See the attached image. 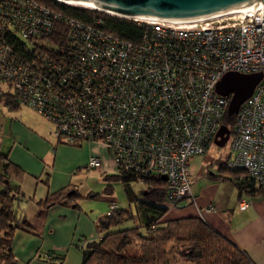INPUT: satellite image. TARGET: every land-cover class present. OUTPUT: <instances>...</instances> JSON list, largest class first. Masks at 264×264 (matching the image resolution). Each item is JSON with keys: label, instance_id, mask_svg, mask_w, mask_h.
Wrapping results in <instances>:
<instances>
[{"label": "built area", "instance_id": "obj_1", "mask_svg": "<svg viewBox=\"0 0 264 264\" xmlns=\"http://www.w3.org/2000/svg\"><path fill=\"white\" fill-rule=\"evenodd\" d=\"M263 10L261 2L188 19L126 17L142 25L130 41L107 32L102 16L82 22L37 0H0V90L51 124L56 140L107 148L116 174L165 176L167 205L179 209L194 201L191 158L223 125L231 96L217 82L261 72L238 109L226 164L264 186ZM101 166L88 157L86 169Z\"/></svg>", "mask_w": 264, "mask_h": 264}, {"label": "trees", "instance_id": "obj_2", "mask_svg": "<svg viewBox=\"0 0 264 264\" xmlns=\"http://www.w3.org/2000/svg\"><path fill=\"white\" fill-rule=\"evenodd\" d=\"M37 1L82 22L102 16L106 23V31L121 39L136 41L142 30V25L126 17L109 15L82 6L70 7L57 4L54 0ZM21 48L20 50H23V47ZM0 102L10 108L22 106L15 96L4 90H0ZM236 116L237 113L229 112L228 104L222 124L227 126L230 132L233 131ZM56 142L68 144L60 140ZM24 175L25 171L9 158V153L0 150V185L2 186L0 189V264H17L12 251L13 237L17 230L33 232V226L21 209L22 200L32 201L38 206L47 208L63 200L75 203L79 197L76 191L70 192L71 190L63 189L48 194L44 200H37L22 191L20 185ZM210 178L227 179L216 174H212ZM104 179L108 182L105 188L106 194L112 193V182L121 181L127 201L132 203L139 201L137 209L140 208L141 221L139 224L134 223L132 227L120 229L119 226L124 222L134 219V212L130 205V207L120 208L113 199H110V203L115 202L116 208L111 214L99 217L95 222L98 238L81 246L80 264H166L169 259L167 247L175 241L190 250L196 249L198 257L195 264H256L245 250L237 247L199 217L162 220L170 209L166 200V181L162 177L152 176L143 179V183L146 184L143 198H138L130 186L131 182L139 181L134 176L104 174ZM234 180L240 192L253 193L264 187L248 184L243 174L235 175ZM69 192L71 195H68ZM87 197H96V194L89 193ZM75 205L78 207L77 203ZM136 240L140 241L139 252L132 254L128 247ZM47 254L56 264H61L65 257L64 254Z\"/></svg>", "mask_w": 264, "mask_h": 264}, {"label": "crops", "instance_id": "obj_3", "mask_svg": "<svg viewBox=\"0 0 264 264\" xmlns=\"http://www.w3.org/2000/svg\"><path fill=\"white\" fill-rule=\"evenodd\" d=\"M14 131L19 134V139L24 140V145L13 141L10 159L25 171L20 186L26 195L44 200L48 194L63 189L76 191L79 195L85 194L77 187L76 179L80 171L90 170L86 169V165L93 151L88 150L79 158L72 159H64L63 152L66 149L78 151L89 143L66 144L69 146H63L56 140L53 143L36 126L22 122L15 124ZM49 134L51 135V126ZM101 148L104 153L97 152L95 147L93 153L102 159L101 170L107 175L115 174L110 152L104 146ZM190 172L192 176L191 167ZM211 175L203 172L198 181L191 179L194 201L179 209H169L162 220L199 217L237 247L245 250L256 264H264V187L253 193L240 192L230 182L219 179L216 181L210 178ZM70 192L68 195H71ZM241 200L249 202L246 209L238 207ZM75 203L63 200L59 204L43 208L32 201H21V209L33 226V232H15L12 251L17 264H56L45 258L47 253L64 254L61 264H65L70 253H73L72 257L76 260L77 241H84L85 245L88 241L98 238L95 225L98 216L94 212L91 213L86 206L82 205V209ZM209 205H214L215 208L207 210ZM80 251L78 260L81 263V246Z\"/></svg>", "mask_w": 264, "mask_h": 264}, {"label": "rangeland", "instance_id": "obj_4", "mask_svg": "<svg viewBox=\"0 0 264 264\" xmlns=\"http://www.w3.org/2000/svg\"><path fill=\"white\" fill-rule=\"evenodd\" d=\"M17 122H22L29 126H36L42 134L48 136V139L51 142L54 143L56 140L55 136H53L52 134L48 135L51 124L47 123V121L31 111L28 107L19 106L17 108H10L4 106L0 102V150L3 152L9 151V158H11L10 151L11 146L14 143L13 141H15L17 144H21V146L24 145V140L19 139L17 137V135L19 134L14 131L15 124H17ZM64 145L69 146L63 144V146ZM94 147L97 152L100 151L101 153H104L101 145L85 144L82 148L78 149V151H71L69 149H66L63 152L64 159H72L75 157L79 158L88 150L93 151L94 153ZM18 154L22 155V153L20 152H18ZM227 154L228 143L222 147H218L215 144H212L206 154L198 155L193 159L191 158L192 160L190 161V167L193 172L190 178L198 181L201 178L203 172H206V174L208 175H222L227 179L219 180L230 182L234 187L238 189L237 185L235 184L236 180H234V177L237 174H244V172L241 170L234 171L227 166ZM104 174L105 173H103L101 167L79 172L77 177L78 179H76V185L82 192L85 193L84 195H79V197H77L78 199H76L77 203L80 205V208H82V205L86 206V208L90 209L91 213L94 212V214L98 216H96L98 219L99 217L108 214L110 205V199L108 198H111L116 202L118 207L125 208L130 205L134 212V219L124 222L119 226L120 229L132 227L134 223L139 224L141 221V211L139 210L140 208L137 209L139 206V201H135L134 203L127 201L125 189L121 181L112 182V193L110 195L106 194L105 188L107 187L108 182H106V180L104 179ZM130 186L138 198L144 197L143 191L146 188L145 183H143L142 181H133L130 183ZM1 187L2 186L0 185V189ZM88 192L96 194V197H87ZM90 211L88 210L87 212L90 213ZM83 243L84 241H77V248H75L76 260H74L72 257L73 253H70L68 257L66 256L67 258L65 260V264H80V261L78 259L79 253L81 252L80 246H82ZM139 244L140 241L136 240L135 243L128 247L129 252H131L132 254H137L139 252ZM72 246L75 247L74 244ZM167 249L169 250V259L166 264H195V261L198 257L196 249L190 250L176 241L172 244H169ZM63 253L67 254V252Z\"/></svg>", "mask_w": 264, "mask_h": 264}, {"label": "water", "instance_id": "obj_5", "mask_svg": "<svg viewBox=\"0 0 264 264\" xmlns=\"http://www.w3.org/2000/svg\"><path fill=\"white\" fill-rule=\"evenodd\" d=\"M95 5L96 10L110 11L123 17L155 19H188L233 10L238 7L263 3L264 0H80ZM264 17V10H263ZM262 73L243 74L228 72L216 84V91L230 95L229 112H238L240 105L252 94ZM230 135L227 126L221 125L214 144L222 147ZM166 180V177H162Z\"/></svg>", "mask_w": 264, "mask_h": 264}, {"label": "bare ground", "instance_id": "obj_6", "mask_svg": "<svg viewBox=\"0 0 264 264\" xmlns=\"http://www.w3.org/2000/svg\"><path fill=\"white\" fill-rule=\"evenodd\" d=\"M64 1L72 3V4H76V5H79V6H85V7H89V8H97L95 5H93L90 2H84V1H80V0H64ZM250 6L251 5H246V6L235 8L233 10H241V9H244V8H247V7H250Z\"/></svg>", "mask_w": 264, "mask_h": 264}, {"label": "flooded vegetation", "instance_id": "obj_7", "mask_svg": "<svg viewBox=\"0 0 264 264\" xmlns=\"http://www.w3.org/2000/svg\"><path fill=\"white\" fill-rule=\"evenodd\" d=\"M229 137H230V135H229ZM228 140H229V138H228ZM228 140H227V141H228ZM226 143H227V142H226ZM225 145H226V144H225Z\"/></svg>", "mask_w": 264, "mask_h": 264}]
</instances>
